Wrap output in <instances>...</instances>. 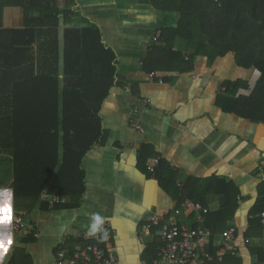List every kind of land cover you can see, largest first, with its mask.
I'll return each mask as SVG.
<instances>
[{
	"label": "crops",
	"instance_id": "1",
	"mask_svg": "<svg viewBox=\"0 0 264 264\" xmlns=\"http://www.w3.org/2000/svg\"><path fill=\"white\" fill-rule=\"evenodd\" d=\"M69 11L75 15L65 13ZM57 12L61 35L89 22L101 28L104 41L117 53L121 85L112 90L101 112L107 144L83 161L87 193L81 208L53 210L51 205L42 210L41 203L53 199L43 194L33 211L18 212L10 169L0 173V191L12 192V220L0 230L13 234L10 249L0 251V264H56L60 250L86 247L89 232L96 231L94 223L112 227L111 251L120 264H150L145 254L158 238L143 234L141 227L154 213L179 207L180 192L209 209L206 228L215 236L237 228V255L227 254L213 264H264V222L250 229L251 217L259 215L251 211L264 199V123L227 113L217 104L225 95L224 81H248L250 90L238 96H250L260 73L240 68L228 54L213 62L198 57L193 69L182 73L165 63L167 71L151 79L145 63L152 46L162 29L177 26L180 14L159 10L148 0H0V30L40 31L52 24ZM174 51L189 61L187 41L177 38ZM155 158L161 160L156 174L149 170ZM193 179L200 180L195 193L188 184ZM214 180L239 190V207L230 221L214 217L221 209L217 193L223 190ZM21 216L25 227L16 230ZM179 221L197 225V215Z\"/></svg>",
	"mask_w": 264,
	"mask_h": 264
},
{
	"label": "trees",
	"instance_id": "2",
	"mask_svg": "<svg viewBox=\"0 0 264 264\" xmlns=\"http://www.w3.org/2000/svg\"><path fill=\"white\" fill-rule=\"evenodd\" d=\"M148 1L159 10L180 14L177 26L162 29L152 46L145 63L148 73L169 68L182 73L192 70L198 57L213 62L233 54L240 68L261 76L250 96H238L250 90L248 81H224L225 95L217 104L227 113L264 123V0ZM60 15L54 14L52 24L40 31L0 30V173L10 169L18 212L33 211L43 194L61 200L52 208L42 202V210L82 207L87 193L83 161L94 148L107 144L101 112L112 90L121 85L117 53L104 41L101 28L89 22L61 35ZM177 38L188 42L189 61L174 51ZM167 57L171 61L165 62ZM213 182L223 186L217 193L222 196L221 209L214 217L230 221L239 207V190L227 182ZM189 183L195 193L200 180ZM180 193L178 205L188 197ZM263 208L261 199L252 215ZM209 215H204L205 227ZM261 222L251 219L250 229L261 227ZM161 247L157 239L146 251L150 263ZM209 250L216 255L217 249Z\"/></svg>",
	"mask_w": 264,
	"mask_h": 264
},
{
	"label": "built area",
	"instance_id": "3",
	"mask_svg": "<svg viewBox=\"0 0 264 264\" xmlns=\"http://www.w3.org/2000/svg\"><path fill=\"white\" fill-rule=\"evenodd\" d=\"M155 79V74H150ZM161 82H163L161 80ZM160 158H155L149 166L151 173H155L160 165ZM58 196H54L51 205L60 202ZM209 209L201 203L186 199L174 209L173 212L154 213L142 225L141 231L145 235H155L162 242L157 259L150 264H213L222 261L224 256L237 255L235 245L237 228L229 227L219 236L212 233L203 225V217ZM197 215V225L181 223L182 216ZM264 222V208L257 216ZM25 227L23 217L16 218L14 228L21 230ZM103 231H95L87 236L88 245L75 252L60 250L56 255V264H120L119 257L112 249L113 229L103 223L99 226ZM106 233V236H105ZM217 249L216 255L210 252V248Z\"/></svg>",
	"mask_w": 264,
	"mask_h": 264
},
{
	"label": "clouds",
	"instance_id": "4",
	"mask_svg": "<svg viewBox=\"0 0 264 264\" xmlns=\"http://www.w3.org/2000/svg\"><path fill=\"white\" fill-rule=\"evenodd\" d=\"M0 225L7 226L12 220L11 202H12V192L10 189H3L0 191ZM94 221H98L99 217H93ZM93 228L97 231H103L98 228L94 223ZM92 235V232H89ZM106 236V233H105ZM13 244V234L11 231L0 230V251H8Z\"/></svg>",
	"mask_w": 264,
	"mask_h": 264
}]
</instances>
